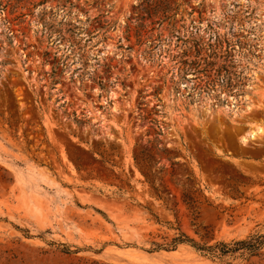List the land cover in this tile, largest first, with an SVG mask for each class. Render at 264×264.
Listing matches in <instances>:
<instances>
[{"label":"rangeland","instance_id":"1","mask_svg":"<svg viewBox=\"0 0 264 264\" xmlns=\"http://www.w3.org/2000/svg\"><path fill=\"white\" fill-rule=\"evenodd\" d=\"M0 264H264V0H0Z\"/></svg>","mask_w":264,"mask_h":264},{"label":"trees","instance_id":"2","mask_svg":"<svg viewBox=\"0 0 264 264\" xmlns=\"http://www.w3.org/2000/svg\"><path fill=\"white\" fill-rule=\"evenodd\" d=\"M174 242L175 243H186V242H188V243H191V244H193L195 247H197V248H199L200 250H213V249H216V250H220L222 253H226V252H229V251H231V249L229 248V246L228 245H226V244H223V243H220V244H218V245H216V246H214V247H209V248H201L200 246H198L197 244H195V242L193 241V240H191V239H189L187 236H185V235H182L181 237H179V238H176L175 240H174ZM249 244V242H238L237 244H236V246L239 248V247H242V246H246V245H248Z\"/></svg>","mask_w":264,"mask_h":264}]
</instances>
